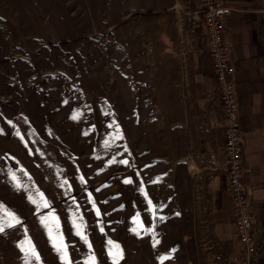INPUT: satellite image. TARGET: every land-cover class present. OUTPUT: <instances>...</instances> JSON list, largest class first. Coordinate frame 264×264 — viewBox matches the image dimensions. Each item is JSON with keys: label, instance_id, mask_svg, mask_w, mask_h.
<instances>
[{"label": "rangeland", "instance_id": "obj_1", "mask_svg": "<svg viewBox=\"0 0 264 264\" xmlns=\"http://www.w3.org/2000/svg\"><path fill=\"white\" fill-rule=\"evenodd\" d=\"M176 4L0 0V264L217 261Z\"/></svg>", "mask_w": 264, "mask_h": 264}, {"label": "crops", "instance_id": "obj_2", "mask_svg": "<svg viewBox=\"0 0 264 264\" xmlns=\"http://www.w3.org/2000/svg\"><path fill=\"white\" fill-rule=\"evenodd\" d=\"M231 9L225 41L234 68L232 85L244 136L242 155L255 227L254 241H264V0H225ZM176 38V73L181 81L182 124L192 136L196 168L207 193L213 250L218 264L240 250L227 192L223 119L208 39L198 0H180ZM173 7V8H174Z\"/></svg>", "mask_w": 264, "mask_h": 264}, {"label": "built area", "instance_id": "obj_3", "mask_svg": "<svg viewBox=\"0 0 264 264\" xmlns=\"http://www.w3.org/2000/svg\"><path fill=\"white\" fill-rule=\"evenodd\" d=\"M208 39L209 56L212 61L217 90L223 114L221 127L227 175V192L234 203L233 221L237 241L241 247L238 253L227 258V264H257L264 241H254L255 227L251 219V205L247 187L243 180L242 143L244 136L239 127L238 107L232 85L234 68L229 54L230 46L225 41L226 21L231 14L225 0H198ZM217 262V261H216ZM214 264H217V263Z\"/></svg>", "mask_w": 264, "mask_h": 264}, {"label": "snow or ice", "instance_id": "obj_4", "mask_svg": "<svg viewBox=\"0 0 264 264\" xmlns=\"http://www.w3.org/2000/svg\"><path fill=\"white\" fill-rule=\"evenodd\" d=\"M122 163H127V161H122ZM131 181L130 180H125V183H130ZM66 183V181H65ZM46 204V202H45ZM149 205H151V201H149ZM39 206V205H38ZM13 219H15V217H12ZM51 219L55 222L56 221V218L53 216L51 217ZM137 222V218H134L133 220V223L135 224ZM47 226V225H46ZM4 231V228L2 225H0V232H3ZM51 233H52V229H49V235H50V238H52L51 236ZM78 235H81V238H84L82 233H80L78 231ZM54 247H57V250L60 251V246H58L57 244H54ZM66 247V246H64ZM115 249H116V252L115 254H113L111 251H110V256H112L113 258V264H119V259H122V251L119 250V247L118 246H114ZM26 251V254L27 255H31L33 258H35L36 260L39 259V256L38 254L35 252V249L34 247H32L30 244H29V248ZM26 264H29V262L26 260ZM66 264H70V262L66 261ZM89 264H95L94 262V258L92 260L89 261Z\"/></svg>", "mask_w": 264, "mask_h": 264}, {"label": "trees", "instance_id": "obj_5", "mask_svg": "<svg viewBox=\"0 0 264 264\" xmlns=\"http://www.w3.org/2000/svg\"><path fill=\"white\" fill-rule=\"evenodd\" d=\"M259 259H258V262L257 264H264V249H262L260 252H259ZM227 259H226V264H227Z\"/></svg>", "mask_w": 264, "mask_h": 264}]
</instances>
